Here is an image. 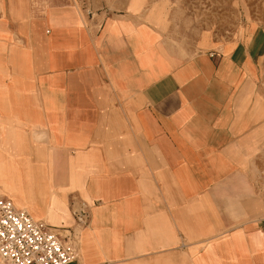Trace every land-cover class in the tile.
Returning a JSON list of instances; mask_svg holds the SVG:
<instances>
[{
	"label": "crops",
	"instance_id": "0c3cea01",
	"mask_svg": "<svg viewBox=\"0 0 264 264\" xmlns=\"http://www.w3.org/2000/svg\"><path fill=\"white\" fill-rule=\"evenodd\" d=\"M134 2L0 0V196L69 264H264L262 62Z\"/></svg>",
	"mask_w": 264,
	"mask_h": 264
},
{
	"label": "rangeland",
	"instance_id": "374dc122",
	"mask_svg": "<svg viewBox=\"0 0 264 264\" xmlns=\"http://www.w3.org/2000/svg\"><path fill=\"white\" fill-rule=\"evenodd\" d=\"M134 1L138 10L155 15L172 43L185 51L249 47L262 62L264 85V0Z\"/></svg>",
	"mask_w": 264,
	"mask_h": 264
},
{
	"label": "built area",
	"instance_id": "2783aa9c",
	"mask_svg": "<svg viewBox=\"0 0 264 264\" xmlns=\"http://www.w3.org/2000/svg\"><path fill=\"white\" fill-rule=\"evenodd\" d=\"M79 225L87 223L84 209L74 213ZM78 232H60L12 199L0 196V257L9 264H69L79 255Z\"/></svg>",
	"mask_w": 264,
	"mask_h": 264
},
{
	"label": "bare ground",
	"instance_id": "6f19581e",
	"mask_svg": "<svg viewBox=\"0 0 264 264\" xmlns=\"http://www.w3.org/2000/svg\"><path fill=\"white\" fill-rule=\"evenodd\" d=\"M4 260L0 257V264H4Z\"/></svg>",
	"mask_w": 264,
	"mask_h": 264
}]
</instances>
